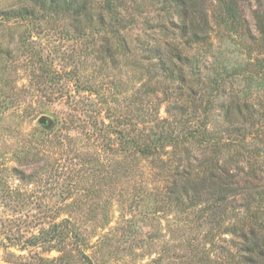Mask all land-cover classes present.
Returning a JSON list of instances; mask_svg holds the SVG:
<instances>
[{"label": "rangeland", "instance_id": "rangeland-1", "mask_svg": "<svg viewBox=\"0 0 264 264\" xmlns=\"http://www.w3.org/2000/svg\"><path fill=\"white\" fill-rule=\"evenodd\" d=\"M238 2L248 33L216 25L212 46L192 53L240 72L235 86L264 105V0ZM122 3L112 50L99 27L80 35L59 18L0 17V264L179 263L153 194L162 175L117 133L168 117L173 98L145 45L177 38L179 16L153 0ZM250 145L264 164L262 140Z\"/></svg>", "mask_w": 264, "mask_h": 264}, {"label": "trees", "instance_id": "trees-1", "mask_svg": "<svg viewBox=\"0 0 264 264\" xmlns=\"http://www.w3.org/2000/svg\"><path fill=\"white\" fill-rule=\"evenodd\" d=\"M153 1L179 16L177 38L145 45L146 52L156 55L163 93L173 99L168 117L141 119L154 122L156 131H118L121 143L131 144L162 175L163 186H154L153 194L162 203L158 210L170 232L169 248L178 249L177 264H264V164L256 161L261 155L250 145V139L264 144V105L235 86L240 72L226 67L211 71L199 66L192 53L212 46L216 25L248 33L239 2ZM124 6L122 0H16L0 8V17L59 18L80 35L99 27L105 30L98 38L105 41L102 47L112 50L114 45L106 41L113 39L109 32L121 20ZM257 20L264 35L263 13L257 12Z\"/></svg>", "mask_w": 264, "mask_h": 264}, {"label": "water", "instance_id": "water-1", "mask_svg": "<svg viewBox=\"0 0 264 264\" xmlns=\"http://www.w3.org/2000/svg\"><path fill=\"white\" fill-rule=\"evenodd\" d=\"M44 121H45V118H42V119H41V122H44Z\"/></svg>", "mask_w": 264, "mask_h": 264}]
</instances>
